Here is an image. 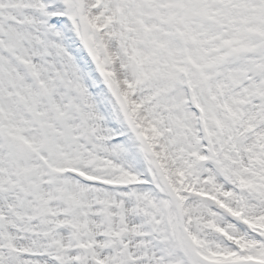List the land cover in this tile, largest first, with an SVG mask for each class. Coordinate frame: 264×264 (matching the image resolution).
<instances>
[{"label": "snow or ice", "instance_id": "snow-or-ice-1", "mask_svg": "<svg viewBox=\"0 0 264 264\" xmlns=\"http://www.w3.org/2000/svg\"><path fill=\"white\" fill-rule=\"evenodd\" d=\"M0 264H264V0H0Z\"/></svg>", "mask_w": 264, "mask_h": 264}]
</instances>
